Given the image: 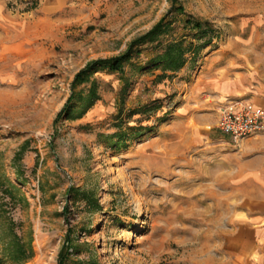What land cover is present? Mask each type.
Segmentation results:
<instances>
[{"label": "rangeland", "instance_id": "374dc122", "mask_svg": "<svg viewBox=\"0 0 264 264\" xmlns=\"http://www.w3.org/2000/svg\"><path fill=\"white\" fill-rule=\"evenodd\" d=\"M174 4L185 15L163 45L201 43L188 16L216 30L196 62L140 71L162 51L145 46L123 73L93 76L100 98L81 118L56 122L76 75L125 53ZM243 73L264 78V0H0V205L31 252L23 264H59L69 234L66 264H226L236 149L217 127L232 101L218 92ZM3 243L0 264H19Z\"/></svg>", "mask_w": 264, "mask_h": 264}, {"label": "trees", "instance_id": "16d2710c", "mask_svg": "<svg viewBox=\"0 0 264 264\" xmlns=\"http://www.w3.org/2000/svg\"><path fill=\"white\" fill-rule=\"evenodd\" d=\"M174 15H185L184 8L174 4L168 14L148 33L135 39L125 53L117 57L91 62L81 70L75 77L71 95L65 106L59 112L56 122L62 119L69 121L81 118L100 98L98 95V82L96 79H92L93 76L100 71L123 73L125 65L143 55L145 46H152L156 50L162 48V51L152 57L147 65L140 67V71H144L151 66L153 68L161 67L165 71L178 72L187 64L188 53L192 54L191 62L195 63L201 48L212 44L216 35L214 25L209 21H201L188 16L184 21V30L190 38L199 40L201 43L197 45L193 42L187 43L185 38L188 37L184 36L180 39L171 40L166 45H163L161 37L173 28L176 22V19H173ZM87 84L90 85L86 88L85 85ZM129 85V82L124 84L122 100L126 97L125 93ZM115 138H117L116 147H121L126 144L125 134L119 133ZM4 187V182L0 179V188ZM70 193L74 198L81 197L89 208L93 210L100 209V203L96 200L94 194L75 188L70 189ZM5 214L3 207L0 205V219L6 221L7 224L3 226L2 230L0 229V237L4 242V257L16 263L23 264L29 259L31 252L27 250L22 240L15 234V224L9 221ZM70 249H76V245L71 240V234L67 237L63 250L60 253L59 264H66Z\"/></svg>", "mask_w": 264, "mask_h": 264}, {"label": "crops", "instance_id": "0c3cea01", "mask_svg": "<svg viewBox=\"0 0 264 264\" xmlns=\"http://www.w3.org/2000/svg\"><path fill=\"white\" fill-rule=\"evenodd\" d=\"M220 84L219 99L242 100L264 109V78L243 73L226 77ZM218 119L219 113L217 124ZM234 147L238 198L231 217L232 232L226 239L225 261L226 264H264V130Z\"/></svg>", "mask_w": 264, "mask_h": 264}, {"label": "built area", "instance_id": "2783aa9c", "mask_svg": "<svg viewBox=\"0 0 264 264\" xmlns=\"http://www.w3.org/2000/svg\"><path fill=\"white\" fill-rule=\"evenodd\" d=\"M217 127L238 146L264 130V109L242 100L230 101L220 108Z\"/></svg>", "mask_w": 264, "mask_h": 264}, {"label": "bare ground", "instance_id": "6f19581e", "mask_svg": "<svg viewBox=\"0 0 264 264\" xmlns=\"http://www.w3.org/2000/svg\"><path fill=\"white\" fill-rule=\"evenodd\" d=\"M43 239V238H42ZM38 246H39V249H40V251H41V249L43 248V240L41 241L40 239H39V242H38Z\"/></svg>", "mask_w": 264, "mask_h": 264}]
</instances>
